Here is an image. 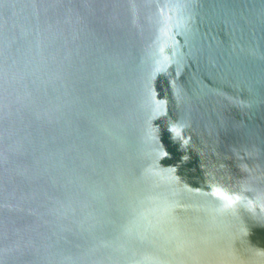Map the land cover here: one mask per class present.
Segmentation results:
<instances>
[{"label":"water","instance_id":"water-1","mask_svg":"<svg viewBox=\"0 0 264 264\" xmlns=\"http://www.w3.org/2000/svg\"><path fill=\"white\" fill-rule=\"evenodd\" d=\"M0 264H264V0H0Z\"/></svg>","mask_w":264,"mask_h":264},{"label":"clouds","instance_id":"clouds-1","mask_svg":"<svg viewBox=\"0 0 264 264\" xmlns=\"http://www.w3.org/2000/svg\"><path fill=\"white\" fill-rule=\"evenodd\" d=\"M170 131H172L175 135H174V138L175 137H178L179 135H180V130L179 129H177L176 127H172L171 129H170Z\"/></svg>","mask_w":264,"mask_h":264},{"label":"snow or ice","instance_id":"snow-or-ice-1","mask_svg":"<svg viewBox=\"0 0 264 264\" xmlns=\"http://www.w3.org/2000/svg\"><path fill=\"white\" fill-rule=\"evenodd\" d=\"M226 198V197H225Z\"/></svg>","mask_w":264,"mask_h":264}]
</instances>
